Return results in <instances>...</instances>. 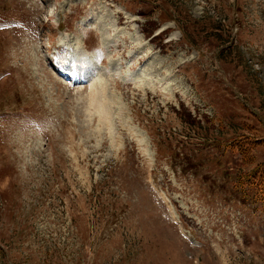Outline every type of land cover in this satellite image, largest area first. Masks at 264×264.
Returning a JSON list of instances; mask_svg holds the SVG:
<instances>
[{"label": "rangeland", "instance_id": "obj_1", "mask_svg": "<svg viewBox=\"0 0 264 264\" xmlns=\"http://www.w3.org/2000/svg\"><path fill=\"white\" fill-rule=\"evenodd\" d=\"M263 170L264 0H0V264H264Z\"/></svg>", "mask_w": 264, "mask_h": 264}, {"label": "trees", "instance_id": "obj_2", "mask_svg": "<svg viewBox=\"0 0 264 264\" xmlns=\"http://www.w3.org/2000/svg\"><path fill=\"white\" fill-rule=\"evenodd\" d=\"M260 178H259V182L257 183V187L256 189L259 190V192H262V194L264 195V170L263 172L260 173Z\"/></svg>", "mask_w": 264, "mask_h": 264}, {"label": "bare ground", "instance_id": "obj_3", "mask_svg": "<svg viewBox=\"0 0 264 264\" xmlns=\"http://www.w3.org/2000/svg\"><path fill=\"white\" fill-rule=\"evenodd\" d=\"M171 211H172V210H171ZM170 216H172V215L170 214ZM173 216H174V215H173ZM173 216H172V217H173ZM175 217H176V216H175ZM173 218H174V217H173ZM177 220H178V219H177ZM230 235H231V233H230Z\"/></svg>", "mask_w": 264, "mask_h": 264}]
</instances>
